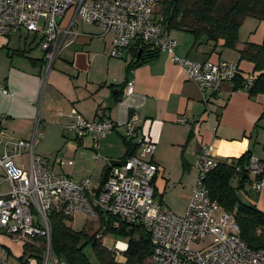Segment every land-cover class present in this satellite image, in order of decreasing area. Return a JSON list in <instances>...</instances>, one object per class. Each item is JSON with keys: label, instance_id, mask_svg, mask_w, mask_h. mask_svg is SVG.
Returning <instances> with one entry per match:
<instances>
[{"label": "crops", "instance_id": "obj_1", "mask_svg": "<svg viewBox=\"0 0 264 264\" xmlns=\"http://www.w3.org/2000/svg\"><path fill=\"white\" fill-rule=\"evenodd\" d=\"M154 18L162 23L158 11ZM91 25L81 22L77 35L68 34L59 56L47 72L41 64L40 33L20 30L0 36V115L6 116V134L15 139H29L36 123L43 136L36 139L33 152L44 157L46 167L75 180L88 178L90 189L97 190L108 166L105 159L124 157V125L130 116H135L140 133L156 143L154 160L157 165L165 164V151L174 148L181 152L183 165H190L189 171H193L201 144L211 146V157L215 161L233 159L246 151L259 158L263 163V186L254 194V203L264 211V91L255 94H248L246 90L233 91L231 83L224 82L217 92L203 95L163 51L150 60L138 62L132 72L128 71L127 63L134 59V48L125 49L121 59L111 56L105 35L93 27L96 25ZM175 31L170 32L177 39L179 56L195 61H228L236 64L243 75H250L254 73V64L240 58L239 49L245 42H262L264 20L260 19L246 38L239 30L235 48L222 46L221 39L212 42L204 35L196 38L190 31ZM131 78L133 89L126 92L125 84ZM2 86L7 93L2 92ZM72 108L86 118L109 119L115 124V129L100 140L101 157H94L89 136L79 139L66 128ZM181 117L185 121H179ZM48 134L63 137L60 140L62 150L71 161L66 164L71 167L64 168L65 163L59 167L48 155L39 152ZM92 157L95 158L93 166ZM21 159L22 163L16 159L15 164L28 168L26 149L22 150ZM159 167L163 173L164 165ZM96 168L97 173H93ZM158 173L159 169L153 185L156 198L162 202L163 191L158 192V189L164 182V174L159 179ZM93 174L98 181L96 186L91 179ZM184 178L182 171L179 179L182 182ZM193 185V178L182 183L180 188L186 194V201L181 207L170 208L171 211L178 215L184 213ZM9 189L10 182L0 167V194ZM16 242L11 235L0 232V257L8 262L11 254L20 257L23 242Z\"/></svg>", "mask_w": 264, "mask_h": 264}, {"label": "built area", "instance_id": "obj_2", "mask_svg": "<svg viewBox=\"0 0 264 264\" xmlns=\"http://www.w3.org/2000/svg\"><path fill=\"white\" fill-rule=\"evenodd\" d=\"M163 1L0 0V36L20 30L40 33L43 66L47 72L59 56L68 34L77 35L79 23L88 22L99 26L103 34H113L111 56L121 57L125 49L144 45L167 52L171 61L181 67L186 79L194 82L203 95L217 92L224 82H230L233 90L235 77L240 72L236 64L224 60L195 61L176 53L177 39L152 16L153 9ZM70 8L73 9L71 17L62 27L60 22ZM252 81L251 74L244 75L242 84L235 90L248 92ZM124 88L126 92L132 91V78ZM1 90L7 93L3 86ZM68 116L66 128L79 139L89 136L95 158L101 157L100 140L115 129V124L109 119L86 118L75 108ZM5 120L6 116L1 114L0 167L10 182V189L0 194V232L22 242L42 238L41 264L63 262L51 250L49 219L52 210L69 213L72 217L75 212L97 217L101 211L140 224L150 238L149 264H264V251L251 248L242 240L232 215L210 197L204 177L215 167L216 161L211 157L209 144L200 145L195 161L199 168L198 178L190 190L185 212L178 215L156 198L153 185L158 172L154 160L156 143L140 133L135 116L126 121L124 133L125 139L135 146V153L122 157V165H110L106 179L97 190L90 189L88 178L75 180L46 167L44 157L33 152L36 139L43 136L36 123L29 139H15L6 134ZM23 149L28 154L26 169L15 164L16 159L22 163ZM105 161L109 164L108 159ZM245 167L253 178L248 189L258 192L263 186L262 161L250 154ZM207 238L211 241L202 249L191 248L192 242ZM114 247L121 249L115 244ZM0 264L10 263L0 257Z\"/></svg>", "mask_w": 264, "mask_h": 264}, {"label": "trees", "instance_id": "obj_3", "mask_svg": "<svg viewBox=\"0 0 264 264\" xmlns=\"http://www.w3.org/2000/svg\"><path fill=\"white\" fill-rule=\"evenodd\" d=\"M158 12L162 17L161 24L167 31L183 29L192 32L196 38L205 35L212 42L221 39L222 46L235 48L239 26L246 16L264 20V0H164ZM158 53L156 49L137 45V49L134 48L133 61L127 63V70L134 69L138 62L150 60ZM239 55L254 64V73L251 74L253 81L248 88V94L264 91V36L259 44L245 42L239 49ZM41 64L43 66V58ZM243 80L244 75L238 72L233 90ZM124 141V156L134 154L135 146L128 140ZM250 154L246 151L239 157L216 161L215 167L205 174L204 183L210 197L232 215L239 227L241 239L251 248L264 251V211L254 202H243L238 196L239 190H250L248 185L252 179L245 167V161ZM109 169L108 164L100 186ZM72 218L63 211L52 210L50 213L51 250L63 261L58 264H149L150 238L140 224L98 211L96 230H86L85 227L75 230L67 222ZM106 232L125 238L126 247L118 249L105 246L101 238ZM43 242L42 238L24 241L23 253L19 258L29 254L40 264Z\"/></svg>", "mask_w": 264, "mask_h": 264}, {"label": "rangeland", "instance_id": "obj_4", "mask_svg": "<svg viewBox=\"0 0 264 264\" xmlns=\"http://www.w3.org/2000/svg\"><path fill=\"white\" fill-rule=\"evenodd\" d=\"M72 11H73L72 8H70L66 11L62 21L60 22V26L64 27L67 25V23L71 17ZM157 11H158L157 8L153 9V13H152L153 17L157 13ZM259 21H260V19L257 17H254V16H246L242 20L238 31L240 30L239 33L242 34L243 38H246L248 36L249 32L251 30L252 31L254 30V28L257 26ZM82 23L87 24V25L92 27L91 23H88V22H82ZM80 24H81V22H80ZM93 27H95L96 30H98V32L103 35V30L99 26L96 25ZM21 31H24V33H25V30H21ZM171 31L173 33L176 32L175 29H171ZM104 35L106 38L105 40L110 43V46H109V49H110L112 47L110 41H112V39H113V34L110 32H107V33H104ZM95 36L99 37L98 35H95ZM119 59H121V58L119 57ZM36 121H37V119H36ZM124 130H125L124 132H126V126H125ZM61 138L63 139V137H61V135L60 136L58 135L56 137H54V135H53L50 137V134H48L46 136V138L43 139V141L41 142L40 147H39L41 151H39V152H42L45 155H48L50 160L55 161L59 167H61V165L64 163H65L64 168L65 167L66 168L71 167V165H67L71 161H68L69 159L66 158L64 153H63L64 150H62V143L60 142ZM37 144H38V142H37ZM35 151L37 152L36 147H35ZM93 153H94V157H95V151H93ZM99 154L101 155L100 151H99ZM180 155H181V152H179L178 150H176L174 148H169V149H167V151H165V159H166L165 164H163V163L159 164L158 163V165L161 167H162V165H164V168H163L164 172L163 173H162V171H160V167L158 166L159 179H160V176L162 174H164L163 175L164 182L161 183V185H159L158 192L163 191V200L161 203L165 208H167L169 210L174 209L177 206L178 207L183 206L184 202L186 201V194L184 193V191L180 187L182 186V183L187 182V179L191 180L193 178L194 184H195L196 180L198 178V174H199V168L196 166L195 162H194L193 171H189L190 165L184 166L183 162L180 160V158H181ZM94 157H92V162H91L92 166L95 162ZM91 170H92V167L89 168V172ZM97 171H98V169L96 168V170L93 171V173H97ZM182 171L185 174V178L181 182L179 179V176L181 175ZM195 172H196V174H195ZM249 177L251 179H253L252 175H249ZM91 179H92L93 184H95L93 186H96L98 181H95L96 176L94 174L91 175ZM234 183H235V181H234ZM163 184H164V187H163ZM162 187H163V189H162ZM245 190L241 189L238 191L239 198L243 202H255L254 201V196H255L254 194L256 192L251 191V190H246V191ZM189 199H190V194L187 196L188 202H189ZM216 215H218V213H216ZM96 219L97 218L95 216L93 217L91 215H88V214H85L82 212H75L74 217L71 220H68L67 222L75 230H81L83 227H85L86 230L94 231V230H96V228L98 226ZM230 222H231V220L229 221L228 224H230ZM89 227H92V229ZM16 241L18 242V244L21 242V240H16ZM210 241H211V238H207L206 240L200 241V242H192L191 248L195 249V250L202 249L203 247L208 245L210 243ZM101 242L107 247H112L115 244V246H117L121 249H124L126 246V239L123 237H120V236H116L112 232L103 233L102 238H101ZM17 250H20V248L18 247ZM19 254H20V251H19ZM9 260H10L9 262H11V264H24V263L25 264H39L38 262L35 261L34 258H31L29 256V254H25L22 257V259H20L19 256L16 257L14 254H11V257Z\"/></svg>", "mask_w": 264, "mask_h": 264}, {"label": "water", "instance_id": "obj_5", "mask_svg": "<svg viewBox=\"0 0 264 264\" xmlns=\"http://www.w3.org/2000/svg\"><path fill=\"white\" fill-rule=\"evenodd\" d=\"M124 164V160L122 159H110L109 165H122Z\"/></svg>", "mask_w": 264, "mask_h": 264}]
</instances>
